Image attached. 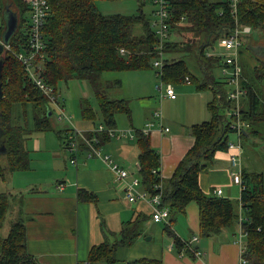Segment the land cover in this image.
<instances>
[{
  "label": "trees",
  "instance_id": "trees-1",
  "mask_svg": "<svg viewBox=\"0 0 264 264\" xmlns=\"http://www.w3.org/2000/svg\"><path fill=\"white\" fill-rule=\"evenodd\" d=\"M13 4L19 12L18 25L9 39L10 49L4 48L0 54L3 58L0 146H4V150L0 151V176L5 179L8 173L29 167L30 150L27 142L31 131L53 129L55 127L53 116L56 120H66L69 125L64 127L65 132L61 137L67 148V136L73 132L72 127L76 126L72 123L70 115L67 114L68 119H59L56 116V107L52 106L30 77L27 69L15 56V52L21 50L28 40L29 22L24 24L26 19L21 17V13L24 9H29L30 4L29 0H13ZM48 4L49 8L41 28L44 43L42 68L37 72L42 75L46 83L53 86L55 91H58L60 80L67 81L71 78L87 80L94 90L98 106L96 110L90 99L83 96L81 112L84 117L91 120L93 127L103 123L113 127L116 125L118 112L130 113L124 98L110 96L103 89L100 75L104 71L155 67L157 83L161 79L164 82L173 83L186 81V76L189 78L187 82H193L196 79L184 59L173 58L170 61L166 59V52L173 51L171 49L173 42L169 43L168 40L163 44L160 69L154 65L153 49L157 41L154 24L155 8L153 9V26L142 10L134 14H106L98 9L96 0H48ZM168 4L171 11L168 19L169 36L182 16L190 23V31L204 32V40L197 44L200 57H203L202 46L210 45L211 36L219 38L233 30L235 15L241 26L250 25L251 30L258 31L264 29V0H239L235 15L229 0H168ZM4 9L3 0H0L1 37L5 29ZM137 23L143 25V32L140 35L135 34L133 30ZM121 48L124 52H121ZM255 73L257 78L261 77L259 73ZM246 77L249 78V75ZM205 78L204 82L208 83L205 81H209L208 76ZM157 83H155L156 89ZM213 83L210 81L209 85ZM241 84L245 88L241 97V116L249 123L244 132H250V129H253L254 131L251 130V132L258 133L259 131L253 125L256 121H264L263 105L252 84L242 78ZM216 88L218 89V86ZM215 92L217 93L215 99L207 102L212 113L211 118L191 124L190 130L195 135V141L179 161L173 174L166 180L160 176L159 153L151 146L148 133L142 129H134L135 139L140 148L138 173L143 188L149 191L150 195L160 193L159 206L167 207L168 223H171L178 213L185 211L188 201L195 200L199 206V233L202 236L220 232L223 228L233 225L237 222L239 215L237 204L233 199L214 192H204L198 180L199 172L209 167L215 151L221 148L229 149L228 136L234 132L229 126L232 116L224 112V109L229 108L230 100L227 94L223 100L221 91ZM61 102L63 103V99ZM29 112H31L30 125L27 118ZM48 112L51 113L48 114ZM97 114H100L99 122L102 123L95 121ZM56 131L61 134V129ZM251 132L249 134H252ZM103 134L108 136L106 133ZM98 144L101 145L100 139ZM82 145L85 148L86 145L83 142L80 147ZM261 175L257 173L253 176L248 174L243 176L245 188L241 192L243 212L241 224L246 233L244 255L247 262L245 264H263L264 187ZM158 184L160 186H157ZM15 196L11 191H0V230ZM77 199L96 201L95 195L85 188L78 189ZM169 228V224L165 223L164 229L173 234ZM103 231L106 238L100 243L93 244L89 249L87 255L89 264H163L160 259L149 257H136L127 261L117 259L116 246L129 245L136 238L138 232L135 223L125 222L118 233L119 236L113 240L109 239V232L105 228ZM175 239L179 245H182L177 237ZM0 264H40L27 251L26 228L21 217L10 222L6 234L0 233Z\"/></svg>",
  "mask_w": 264,
  "mask_h": 264
},
{
  "label": "crops",
  "instance_id": "crops-1",
  "mask_svg": "<svg viewBox=\"0 0 264 264\" xmlns=\"http://www.w3.org/2000/svg\"><path fill=\"white\" fill-rule=\"evenodd\" d=\"M172 33L173 31L167 39L169 43L175 40L172 39ZM217 46H212L210 49L209 45H203V57H213L216 64H221L222 67L224 50L219 46L218 41ZM172 50L175 52L174 48ZM257 51H259L257 55H264V45L260 50L257 49L254 52ZM195 54L199 60L203 58L199 56L198 46ZM185 63L187 64L186 61ZM205 65H203L204 72H207L208 75L212 74L213 72ZM187 67L196 76V79L193 82H182H187L192 86L177 90L176 82H171L176 92L175 98L159 97L158 104L154 109L147 105L142 106L141 109H138L136 116L133 109L130 108L128 100L124 98L130 108V113L118 112L117 114H124L127 119L133 120H142L141 118L145 114H149L144 117L142 123L141 121L139 123H127V121L123 123L121 121L120 123L116 114V125L110 127L115 128L119 134H124L122 136H118L116 132L110 134L106 128L98 133L102 151L110 153L115 162L126 168L129 171V177H140L138 173L140 148L136 142L135 134L130 135V133H134V129L148 127L146 133H148L150 144L158 151L160 157V176L166 180L173 174L179 161L195 141V135L190 130L191 124L208 120L207 102L215 99V94H217L215 91H221L220 95L223 100L225 99L229 89L226 74L222 72L223 76L212 78L211 81L214 83L207 85L204 79L208 75L203 77L193 72L188 64ZM150 68L152 74L144 76L141 74V70L135 69L139 72L134 75L146 80L150 87L148 93H155V96L158 97L159 92L156 93L155 91L158 90L154 89L155 69ZM241 69L242 80L253 85L264 108V76L258 78L260 81L258 87L254 83L253 77L249 75L247 78L243 75L242 66ZM254 76L256 77V73ZM221 82L223 89L219 87L217 89L215 84ZM207 90L212 93L210 99H208L210 92L207 93ZM62 99L65 101L64 98ZM82 101L83 95L79 99L80 116L76 121H71L78 128L86 131V134H90L93 123L82 115ZM145 109L147 111L144 113ZM156 110L159 115L155 113ZM220 110L223 112L222 108ZM27 118L28 124L31 123V112L28 113ZM66 125L65 123L55 125L52 134L48 132L50 130L31 131L27 146L30 150V161H34L36 166L34 179L27 177V174L24 173L26 170H22L19 177H27L24 185L20 186L19 190L10 189L17 197L12 199L9 212L15 217L23 218L26 228L27 251L40 264H89L87 255L90 247L106 238L103 229L105 228L109 232L108 237L113 240L119 236L118 233L123 224L128 221L135 223L138 234L131 244L116 246L115 256L119 260L127 261L136 257H149L160 259L163 264H241V259L244 258L245 262L242 264L247 262L244 255L246 233L241 224L243 218L241 190L239 183L234 181L231 175V170H236L237 167L231 164L229 149H217L209 167L199 172L198 180L204 192L215 193V189L220 187L222 188L220 196L229 197L235 201L239 212L237 222L223 228L220 232L202 236L199 233V206L195 200L188 201L185 211L178 213L171 223H168L169 217L155 220L152 217L150 192L143 188L142 183L138 185V188L145 192V197L129 201L125 196L124 182L117 178L114 170L103 160L97 156H89L83 145L76 157V164L70 162L71 152L64 148V140L61 137L65 132ZM165 127H168V130H165ZM58 129H61V134L56 131ZM251 130L254 131L250 129V132ZM250 132L243 134L249 136ZM103 133L108 136L106 137ZM232 133L235 134V139H231L230 134L228 137L231 141H236L238 136L236 133ZM251 133L258 134L257 132ZM57 137L62 138V144L57 142ZM241 146L242 178L245 184L243 176L248 172L243 164L242 143ZM31 167H33L32 164ZM12 173L13 171L11 175H14ZM261 174L264 187V174ZM79 188H85L92 192L96 201H79L77 199ZM137 218L139 219L137 220ZM165 223L169 224V230L173 234L164 229ZM194 235L198 236L196 240L193 239ZM176 237L182 245L176 242ZM186 243L190 247H196L200 251L199 254L195 255Z\"/></svg>",
  "mask_w": 264,
  "mask_h": 264
},
{
  "label": "rangeland",
  "instance_id": "rangeland-1",
  "mask_svg": "<svg viewBox=\"0 0 264 264\" xmlns=\"http://www.w3.org/2000/svg\"><path fill=\"white\" fill-rule=\"evenodd\" d=\"M3 3L5 6H10L13 10H16L18 12L17 7L15 6V4H13V0H3ZM96 5L101 12L106 14H111V13L134 14L142 10L143 13L145 14V17L154 26L153 24L154 5L152 3V0H96ZM18 16H19V12H18ZM21 17L26 19L24 24H27L30 18V10L24 9L21 13ZM240 24L241 23H239L237 19V24L235 23V26L236 25L240 26ZM133 30L137 35L142 34L143 32L142 23L135 24ZM172 31H173L172 39L175 40L172 41L173 43L171 47L174 48L175 52L173 51L167 52L165 54L167 60L170 61L173 58H183L185 59L188 66L191 68L193 72L203 77L208 75L207 72H204L205 68L203 67V65L206 64L205 66L213 72L212 74L208 75L209 81L205 80L206 82H208L207 85L210 84L212 78L216 79L219 76H223L222 73L223 65L221 67V64H216V61L214 60L213 57H207V58L203 57L200 59L201 60L200 61L199 58L197 57V54H195V52L197 51V44L199 43V41L204 40V35H205L204 32L190 31V23L185 18H182L180 22L177 21L175 28L172 29ZM249 31L252 32L250 36L249 34L242 35V45L240 46V52H239V63L243 68L244 76L251 75L255 81L254 83H256V85L259 87L260 81L258 78L254 76V73L258 72L261 76H264V55H262L261 52H260L261 55H257L259 54V51L257 52L254 51L257 49L260 50L261 48L253 45H257V44L264 45V29L260 31L258 30H249ZM183 40L185 41L182 42ZM210 41L211 43L209 45V48L211 49L212 46L213 47L217 46L218 37L213 35L211 36ZM223 57L224 55H222V59L224 62ZM213 60L214 63L212 62ZM153 69H155V67ZM138 70L139 71L141 70L140 72H142L141 74L144 76H147V74L152 72L150 67L140 68ZM139 71H136L135 69L117 70V71L109 70L102 72L100 75V80L103 83V89L107 91L110 96H114L117 98H126L129 102L130 108L133 109L135 116L136 113L138 112V109H141L142 106L147 105L150 106L152 109H154V107L158 104L159 101L158 100L159 96L158 97L157 95L155 96V93H148L150 90L148 82L134 75ZM153 76H154V81H155L154 84H155L158 82V79L155 75ZM175 84L177 90H180L183 87L192 86L191 84L182 81L176 82ZM215 85L223 89L222 82L219 84L216 83ZM154 89L156 90V88ZM58 91L60 92V97L64 98L65 100L63 101L65 107L64 111L66 114L70 115V119L73 122L76 121L80 116L79 99L82 95L88 97L92 102L91 104L97 110L98 104L96 101V97L94 95V90L91 84L87 80H81L77 78H71L67 81L60 80L58 82ZM155 92L157 93L158 91ZM208 92H210L208 98L210 99L212 93L211 91L207 90V93ZM147 109L144 110V113L147 111ZM228 111L229 108L224 109V112L226 114L228 113ZM208 112L209 115L207 119H210L212 113L210 110ZM148 114L149 113L145 114V116H147ZM144 117L141 118L142 120H137V119L133 120L130 118L127 119V117L124 114H117V120L120 123L121 121L123 123L126 121L127 123L130 122L139 123L141 121L142 123ZM99 120H100V114H97V116L95 117V121L99 122ZM63 123L69 125L68 121L56 120V118L53 116L54 125L56 126L62 125ZM253 127L259 131L257 135L250 134L249 136L243 135L241 137V143L243 145V153H242L243 164L248 172V175L250 176H253L254 174L257 173L264 174V148H263L264 121H256ZM48 132L52 134L51 132L54 131L53 129H51ZM234 135L235 134L230 133V138L235 139ZM57 142L62 144V138L57 137ZM30 162L31 163L28 168L13 171L12 174L14 175L8 173L6 179L0 176V191H10V189L19 190V187L24 185L27 177L34 179V172L36 170V166L34 161H30ZM31 164L33 165V167H31ZM22 170H26V172L24 173L27 174V177L24 176L19 177V174H21ZM15 219H17V217H15L11 212L7 214V216L5 217L2 223V228L0 230V233L2 235L7 233L10 222Z\"/></svg>",
  "mask_w": 264,
  "mask_h": 264
},
{
  "label": "built area",
  "instance_id": "built-area-1",
  "mask_svg": "<svg viewBox=\"0 0 264 264\" xmlns=\"http://www.w3.org/2000/svg\"><path fill=\"white\" fill-rule=\"evenodd\" d=\"M154 4V12L156 15L155 21V31L157 35V41L154 44V56L153 63L158 66L159 69L162 65L161 57L163 53V44L169 37V16L171 11L169 10L168 0H152ZM239 0H229L233 14H236L237 6ZM30 4V18H29V28H28V40L25 46L21 50L15 52L17 59L24 65L27 69L28 74L33 79L35 84L41 89L43 94L48 98L52 106H55V114L59 119H68V115L64 111V106L62 98L60 97L59 91H55L53 86L46 83L37 70L40 71L42 68V56H43V36L41 28L45 20V15L49 8L48 0H29ZM235 23L237 24V16H234ZM251 28L249 25H236L233 30L226 35L219 37L218 44L224 50V64L222 72L226 74V80L229 84V89L227 91V98L230 100L229 111L227 114L232 116L229 126L233 129L234 133L238 136L236 141H229V158L231 164L236 166L237 169L231 170V175L234 181L239 183L240 190L245 188V184L242 178V165H241V135L249 123L247 120L243 119L241 116V97L245 92V88L241 84L242 69L239 63V52L240 46L242 45V35L249 34ZM0 43L3 44V49H10L9 43H4L2 37L0 36ZM121 52L124 49L121 48ZM160 74V72H159ZM186 81H189L188 76L185 77ZM157 90L159 92V97L168 96L171 98L176 97V92L171 82H164L162 79L156 84ZM54 108V107H53ZM158 114V112H156ZM109 131L110 134L117 133L118 136H122L124 133H118L115 128L106 127L103 124H99L96 127L91 128L90 135L85 134V131L79 129L76 126L72 127L73 132L67 136V148L71 152L70 161L72 163L76 162V157L79 150L81 149L80 144L83 142L86 146V153L89 156H97L103 160L109 167H111L117 178L122 180L125 185V196L129 201H134L136 199L144 198L145 192L138 188L140 182V177L132 176L129 177V171L120 166L117 162L113 160L111 154L102 151V147L98 144L99 137L96 134L102 130ZM147 132L148 127L142 129ZM168 130V127H165ZM131 136L134 133H130ZM233 151H230V150ZM155 170V169H154ZM157 186H160L158 184ZM222 188L217 187L215 189V194L221 195ZM149 200L152 203V217L155 220H163L169 217V212L167 207H160L161 196L160 193H155L149 196ZM197 235L193 236L196 240ZM188 245V243H186ZM190 250L195 254H199V250L196 247H190ZM245 262V259H241V264Z\"/></svg>",
  "mask_w": 264,
  "mask_h": 264
},
{
  "label": "water",
  "instance_id": "water-1",
  "mask_svg": "<svg viewBox=\"0 0 264 264\" xmlns=\"http://www.w3.org/2000/svg\"><path fill=\"white\" fill-rule=\"evenodd\" d=\"M3 17L5 20V29L2 34V40L4 43H8L11 35L15 32L18 25V13L16 10H13L10 6H5ZM3 50V44L0 43V54ZM3 64V58L0 57V97H2V82H1V69ZM51 112H48L50 114ZM4 150V146H0V151ZM100 264V263H98Z\"/></svg>",
  "mask_w": 264,
  "mask_h": 264
},
{
  "label": "flooded vegetation",
  "instance_id": "flooded-vegetation-1",
  "mask_svg": "<svg viewBox=\"0 0 264 264\" xmlns=\"http://www.w3.org/2000/svg\"><path fill=\"white\" fill-rule=\"evenodd\" d=\"M263 46H261L260 48H262Z\"/></svg>",
  "mask_w": 264,
  "mask_h": 264
}]
</instances>
